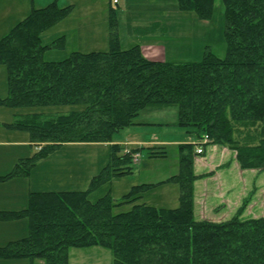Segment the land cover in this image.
Returning <instances> with one entry per match:
<instances>
[{
    "label": "trees",
    "instance_id": "trees-1",
    "mask_svg": "<svg viewBox=\"0 0 264 264\" xmlns=\"http://www.w3.org/2000/svg\"><path fill=\"white\" fill-rule=\"evenodd\" d=\"M176 1L201 19L211 16L213 0ZM222 2L223 57L206 48L200 60L171 62L146 57L138 44L121 48L111 0L105 50H72L62 59L45 60V50L62 46L64 35L43 43V31L72 9L55 1L32 8L1 37L8 90L0 104L71 106L25 112L15 126L45 142L43 151L74 141L106 142L111 148L89 189L30 192L27 206L14 212L27 216L28 235L0 246L1 258L69 264L73 249L101 247L110 251L111 264H264V215L238 210L222 220L194 216L195 146L226 145L240 168L264 170V0ZM156 28L150 23L137 31L157 33ZM169 106L176 108L177 127L197 139L179 145L178 172L160 181L178 184V205L142 201L148 184L131 186L119 200L108 192L91 200L89 190L131 173L134 154L144 148L114 143L116 134L136 124L142 111ZM159 148L145 147L151 157L165 156ZM122 204L131 206L114 212Z\"/></svg>",
    "mask_w": 264,
    "mask_h": 264
},
{
    "label": "rangeland",
    "instance_id": "rangeland-1",
    "mask_svg": "<svg viewBox=\"0 0 264 264\" xmlns=\"http://www.w3.org/2000/svg\"><path fill=\"white\" fill-rule=\"evenodd\" d=\"M50 2L53 0H0V39L33 6L37 8ZM83 2L79 0L69 15L55 24L54 28L43 31V43H50L63 32L67 35L62 46L45 50V60L62 59L75 49L90 51L108 48L109 34L105 39L103 36L108 29L106 18L110 12V1L95 0L90 9H86L87 2ZM67 3L68 0H58V6ZM113 6L121 48L136 44H141L142 50L145 49L142 45L161 47L159 59L171 62L200 60L206 48L219 57L225 55L222 0H213L212 13L207 19L199 18L194 11L181 10L176 0H120L119 5ZM152 20L158 22L156 31L159 34L154 37H137L134 34L135 28L154 22ZM7 90V70L4 65H0V98L6 96ZM36 109L0 104V176L9 175L20 166L14 175L0 178V245L28 235L27 216L14 212L27 206L30 192L87 190L94 176L108 163L111 154L110 143L106 142H63L43 151L45 142H36L27 130L15 126L22 114ZM42 109L65 111L71 106L44 107L37 111ZM175 111V106L154 113L142 111L136 121H172L177 116ZM120 135L124 141L131 140L137 145L152 140L162 141L166 145L167 155L165 158H149L144 147L140 153H136L138 156L134 154L132 160L135 163L131 173L97 185L89 190V198L95 200L108 192L113 199L119 200L132 185L148 184L142 192V201L144 199L155 207L177 206L178 184L157 179L164 176L161 178L165 180L176 174L179 145L195 144L197 139L182 130L148 124L131 125ZM181 138L184 139L180 141ZM113 142L120 141L114 139ZM197 155H192L196 175L192 181L196 218L204 216L222 220L238 210H242L243 216L264 215V170L240 168L235 152L226 145H206L205 153ZM130 206L122 204L114 212L125 211ZM111 261L110 251L101 247L73 249L69 255V264H111ZM40 263L43 264L40 259L30 261L17 258L10 264Z\"/></svg>",
    "mask_w": 264,
    "mask_h": 264
},
{
    "label": "crops",
    "instance_id": "crops-1",
    "mask_svg": "<svg viewBox=\"0 0 264 264\" xmlns=\"http://www.w3.org/2000/svg\"><path fill=\"white\" fill-rule=\"evenodd\" d=\"M57 3L58 5V0H53ZM79 0H68V3L66 5H63V6H60V7H64V6H67V5H72V9L77 5ZM81 1V0H80ZM84 1L83 3H86L87 2V8L86 9H90L92 8V6L94 5V2L95 0H82ZM110 1V0H109ZM126 0H123V2H125ZM120 4V0L118 2L117 5ZM32 5H35V4H32ZM35 8V6H33ZM40 7H43V6H39L37 8H40ZM71 12V11H70ZM69 15V14H68ZM22 19V18H21ZM107 18H106V24L108 25L107 23ZM154 22H149L150 23H157L158 22H155V20H152ZM148 25V24H147ZM147 25H144V26H141V27H137V28H143V27H146ZM55 26V25H54ZM53 26V28H54ZM137 28L134 29V34L137 36V37H154L153 35H157L159 33H156L155 31H150V32H137ZM108 29L107 31H105V34L103 36V39H105L108 35ZM61 35H66V32H63V34ZM59 34V36H61ZM102 40V38H101ZM141 46V44H139ZM143 47H145V49L143 50V54L148 57V58H151V59H159L161 56V53H162V48L161 47H156V46H144L142 45ZM77 50V49H75ZM80 51H83V50H80ZM159 60H164L163 58L159 59ZM166 108H158V109H146L144 110L143 112H147V113H154V112H157V111H162V110H165ZM175 114H176V111H175ZM176 119H177V116H175L174 120L172 121H168V120H165V119H162V120H154V121H138L136 124L132 125V126H135V125H139V124H148V125H156V126H166V127H170L172 128L173 130H182L184 131L183 129L177 127L176 125ZM125 129H123L122 131H120L119 133L116 134L115 136V140L116 141H120V142H115V143H118V144H121L127 148H131V147H164L163 150L165 149L166 150V145L165 143H163L162 141H159V140H152V141H148L146 144L144 145H137V144H134L132 142H130L131 140H126L124 141L123 140V137L122 135H120ZM127 130V129H126ZM184 138H181L180 141H182ZM190 142V141H188ZM159 150H161V148H159ZM141 152V151H140ZM139 152V153H140ZM146 153H147V156L149 158H152V159H156V158H165L167 154H165V157L162 156V157H151L149 155V152L148 150H146ZM166 153V152H165ZM205 153V148H203V154ZM201 154V155H203ZM199 156V155H197ZM178 164V163H177ZM175 173V172H174ZM164 175V174H163ZM161 177H164V176H160V178L157 179V181L159 180H164V178L162 179ZM121 178V177H120ZM119 179V178H118ZM133 186V185H132ZM142 198H143V193H142ZM143 201H145L143 199ZM146 203V201H145ZM175 207V206H174ZM201 217V216H200ZM204 217V216H203ZM208 218V217H207ZM14 239H11V241H13ZM10 242V240H9ZM7 244V243H6ZM5 245V244H3ZM3 245H0V246H3ZM15 262V258H1L0 257V264H10V263H14ZM41 264V263H40Z\"/></svg>",
    "mask_w": 264,
    "mask_h": 264
},
{
    "label": "built area",
    "instance_id": "built-area-1",
    "mask_svg": "<svg viewBox=\"0 0 264 264\" xmlns=\"http://www.w3.org/2000/svg\"><path fill=\"white\" fill-rule=\"evenodd\" d=\"M111 1H112V4H115V5H117L118 2H119V0H111ZM207 140H208V138H207V136H205L204 139H203V144L206 143ZM195 152L197 154H202L203 153V145L197 146L196 149H195ZM136 156H138V154H136Z\"/></svg>",
    "mask_w": 264,
    "mask_h": 264
}]
</instances>
